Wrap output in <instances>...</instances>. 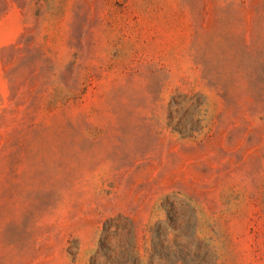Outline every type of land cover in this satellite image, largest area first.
Segmentation results:
<instances>
[{
  "label": "rangeland",
  "instance_id": "374dc122",
  "mask_svg": "<svg viewBox=\"0 0 264 264\" xmlns=\"http://www.w3.org/2000/svg\"><path fill=\"white\" fill-rule=\"evenodd\" d=\"M0 264H264V0H0Z\"/></svg>",
  "mask_w": 264,
  "mask_h": 264
}]
</instances>
